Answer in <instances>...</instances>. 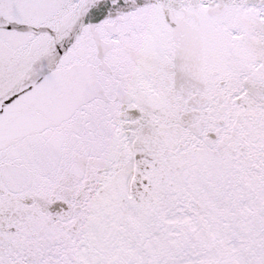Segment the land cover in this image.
I'll return each instance as SVG.
<instances>
[{"label": "snow or ice", "instance_id": "obj_1", "mask_svg": "<svg viewBox=\"0 0 264 264\" xmlns=\"http://www.w3.org/2000/svg\"><path fill=\"white\" fill-rule=\"evenodd\" d=\"M0 264H264V0H0Z\"/></svg>", "mask_w": 264, "mask_h": 264}]
</instances>
